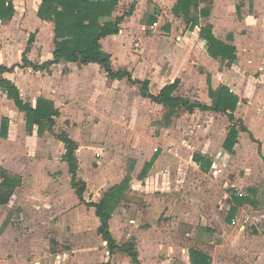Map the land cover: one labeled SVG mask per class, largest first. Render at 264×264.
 <instances>
[{
    "label": "crops",
    "instance_id": "crops-1",
    "mask_svg": "<svg viewBox=\"0 0 264 264\" xmlns=\"http://www.w3.org/2000/svg\"><path fill=\"white\" fill-rule=\"evenodd\" d=\"M116 1L111 18H103L102 25L123 17L133 7L134 10L124 18L118 35L100 41L103 51L111 55L114 71H127L134 80L148 81L153 95L179 81L173 96L209 107L213 105L210 92L226 88L239 100L236 110L217 113L197 109L190 114L181 109L169 119L170 110L144 98L140 86L127 78L110 79L99 64L84 66L62 60L45 70H35L24 64L27 50L29 62L39 66L53 61L57 49L55 23L39 16L45 0H0V65L10 70L0 73V82L13 83L23 102L33 109L44 101L57 114L51 125L40 128L36 123L30 132L27 114L0 87V184L4 182L3 174L8 180H19L14 184L9 204L14 199L20 201L24 212L33 217L55 215L46 209L50 202L63 201L62 190L57 191L66 173L71 182L69 167L63 161L65 145L58 139L62 133L77 142L79 177H85L84 169L90 168L95 155L89 137L108 134L107 137H114L111 141H116L119 136L148 138L157 132L161 137L139 143L142 152L137 157L131 148L124 151L137 160V167L144 165L140 179L146 169L157 174L169 157L164 152L149 159L151 145L167 142L177 145L174 138L180 132L170 137L167 133L176 129L172 124L185 111L182 118L189 120H182L190 126L184 130L189 136L183 143L190 154L191 166L215 177L222 175L225 167L234 171L231 196L226 188L221 189V193L230 197L227 217L218 216V221L209 223L202 218L201 222L199 216L204 215L198 214L194 207L160 208L158 200L144 198L147 209L139 210L133 203L130 208L129 203H125L127 208L119 205L110 221V232L119 246L131 239L135 241L141 264H193V251L206 255L210 264H264V233L260 225H264V0H194L182 6L180 0ZM125 7L129 9L124 10ZM184 25H188L185 32L199 28L200 34L211 26L215 39L236 49V59L213 58L208 42L201 35L178 42L176 38L183 35L178 33L179 28ZM158 121L164 125L154 128ZM232 127L237 129L238 136L230 151L226 141ZM182 147L179 145L177 149ZM99 150L104 152L102 148ZM196 154L210 163L208 171H202L194 161ZM134 163L132 160V166ZM217 170L221 172L216 174ZM104 178L98 183H103ZM237 192L244 194L241 197L244 202L238 206L233 199ZM131 199L122 202H132ZM232 208H236L234 217L256 215L253 222L259 218L258 227L241 233L227 221ZM81 209L72 212L82 213ZM56 212L61 217L69 216V204H60ZM90 212L100 221L94 208ZM13 232L8 228L0 235V264L20 262L17 254L9 252ZM236 234L237 239H231ZM24 237L19 236L21 243L28 240ZM45 243L48 244L46 240ZM114 257L117 264H132L119 251Z\"/></svg>",
    "mask_w": 264,
    "mask_h": 264
},
{
    "label": "rangeland",
    "instance_id": "rangeland-1",
    "mask_svg": "<svg viewBox=\"0 0 264 264\" xmlns=\"http://www.w3.org/2000/svg\"><path fill=\"white\" fill-rule=\"evenodd\" d=\"M126 9L129 8L125 7L124 10ZM186 28H188V25L181 26L178 33L184 35ZM192 37L197 38V35ZM185 113L183 111L177 118L179 120L172 124L176 129L167 133V137H170L175 132H180L177 133V138H174L177 145L168 142L154 147L151 145L152 150L149 159L153 154L162 156L161 154L164 152L169 157L162 164L161 171L167 170L164 177L157 176L160 171L153 174L150 169H146V177L143 176L145 178L142 179L143 177H141L140 179L139 176L143 172L144 165L137 167V160L124 152L131 148L132 152L134 151L132 154L137 157V153L142 152L139 150L140 142H149V139L161 137V134L156 132L148 138L143 135L132 138L119 136L116 141H111L114 137H107L108 134L95 136L94 138L89 137L93 144L91 146L93 148L92 152L95 155L92 163L89 164L90 168L84 169L83 173L86 176L80 177L82 180H86L87 189L84 198L87 204H93L95 201L100 202L111 191L117 181L123 180V183L128 180L132 182L129 183L126 189V198L128 200L133 199H131L132 202L119 203L123 207L127 208L129 206L130 208V204L133 203L139 210L147 209L148 203L144 201V198H152L158 200L160 208L190 209V207H194L198 210V214L204 215L199 216L201 222H203L202 218L208 220V223L213 222V220L214 222L218 221L216 219L218 216L226 218L227 207L230 208L229 196H231L233 190L234 171L225 167L222 175L215 177L210 176L209 172L203 174L196 171L195 167L191 166L190 154L183 143L184 139L189 136L185 135L184 130H188L190 126V124L183 121L189 120L182 118ZM157 125L163 126L164 122H155L153 127L156 128ZM195 138L196 136H193V140ZM119 142L120 146L117 145ZM179 145L183 147L177 149ZM100 148L104 149V152L100 151ZM155 148L158 149V152H154ZM175 149H177V154H174ZM132 160H135L133 166ZM84 166L85 162H83ZM58 172L61 173V171ZM111 176L115 179H110ZM103 177H105L103 183H98V180ZM12 181L14 184H18L19 180L14 178ZM63 184L60 185V190L57 191L62 190L63 201L59 199L60 201L50 202L53 207L49 204L46 209L53 215L55 213L54 216H48L47 218L30 216L29 212H24L22 206L20 207V201L16 202L15 199L9 205H0V235L8 228L14 230L11 233V250L9 252L17 254L20 260L18 264H79L85 259L89 260V258L92 260L88 263L85 262L86 264H117V259L114 255L109 256L107 244L98 234V229L101 226L100 221L90 212L91 208L78 200L75 190L71 187L70 176L67 173L64 176ZM222 187L230 193L229 196L221 193ZM5 192L0 190V195ZM64 201L69 204L70 215L61 217L56 214V208L65 203ZM125 203H129V205L127 206ZM79 207L82 208V213H79V211L72 212ZM51 208H53L52 211ZM214 213L218 215L216 216ZM19 236H25L24 238L27 237L28 240L21 243L18 239ZM29 239L32 240L34 246L29 245ZM35 239H37V243L34 242ZM231 239H237V234L231 236ZM45 240L48 242L47 245ZM130 241L135 242L133 239ZM13 242L16 243V246ZM18 254L24 257H20ZM122 255L125 254L122 253Z\"/></svg>",
    "mask_w": 264,
    "mask_h": 264
},
{
    "label": "trees",
    "instance_id": "trees-1",
    "mask_svg": "<svg viewBox=\"0 0 264 264\" xmlns=\"http://www.w3.org/2000/svg\"><path fill=\"white\" fill-rule=\"evenodd\" d=\"M194 0H180L179 6L190 4ZM117 4L116 0H45L43 3L39 16L45 18L47 21H53L56 25L57 49L54 53V60L50 62H42L39 66H33L28 58L27 53L24 55V64L31 65L35 70H45L54 64L60 63L62 60L70 63H79L81 65H89L91 63L99 64L108 77L112 80H122L127 78L133 85L141 87V95L149 99L152 103L163 105L170 110L167 118H171L175 113L181 109H185L190 114L195 110L214 111L217 113L234 112L238 106V98L232 95L226 88H221L215 92L211 91L210 96L213 99L211 107L192 102L189 99L175 97L173 94L178 89L179 81L171 85H167L159 95H153L150 91V84L148 81L134 80L131 74L127 71H114L111 64V55L105 53L102 49L100 41L108 36L118 35L120 33V26L125 17L131 16L134 7L130 12L123 17L116 20L101 24L103 18H111L112 13ZM180 11V10H179ZM201 37L209 44V54L213 58L222 57L223 60L234 61L236 59V49L227 46L217 39L212 34L211 26H207L201 30ZM32 43V40L29 42ZM30 45V44H29ZM9 69L0 65V73L9 72ZM0 87L8 95V98L13 100L21 112L27 114V125L31 132L37 123L41 128L42 125H51L52 118L57 114L52 107L46 102H39L36 109H33L28 104H25L20 97L18 88L7 80L0 82ZM234 120L233 117H230ZM246 131V130H244ZM238 131L235 127L231 128L229 137L226 141L227 148L232 151L237 141ZM58 139L64 143L66 153L63 156V161L69 167V174L71 175V187L75 190L78 199L87 207L96 210V216L99 218L101 226L98 229V234L107 244L109 249V256L115 255L119 251L127 255L132 264H141L139 254L136 249V243L129 241L123 246H119L110 232V221L112 219L115 209L119 206L127 195L126 189L129 181L125 180L118 186H114L111 191L96 204H87L84 196L87 185L84 180L79 177V161L77 158L78 144L71 139L66 133L58 135ZM194 161L199 164L202 171H208L210 163L202 156L196 154ZM146 172L142 174L145 176ZM4 182L0 184V190L5 193L0 195V205H7L13 195L16 187L8 176L3 174ZM234 204L240 205L243 198L235 196ZM236 215V208H232L229 212L227 221L231 224L232 219ZM193 264H210V259L197 251L192 252Z\"/></svg>",
    "mask_w": 264,
    "mask_h": 264
},
{
    "label": "built area",
    "instance_id": "built-area-1",
    "mask_svg": "<svg viewBox=\"0 0 264 264\" xmlns=\"http://www.w3.org/2000/svg\"><path fill=\"white\" fill-rule=\"evenodd\" d=\"M194 35H197V37H200V29L199 28H195L194 30H191V31H187L183 36H178L176 38V40L178 42H183L184 39L186 37H192ZM219 171V172H218ZM221 170H217L216 174L217 173H220ZM167 173V170H162L159 172V174H157V176H163ZM235 196L237 197H243L244 194L242 192H237L235 194ZM256 217V215H253L252 213H248L247 216H243V217H239V216H236L232 219V223L231 225L234 226V227H238L239 228V231L241 233H247V232H251L253 228L255 227H258V224L260 223V220L259 218H256V221L258 223H256V221L253 222V218ZM261 225V232L264 233V225L263 223L260 224Z\"/></svg>",
    "mask_w": 264,
    "mask_h": 264
}]
</instances>
